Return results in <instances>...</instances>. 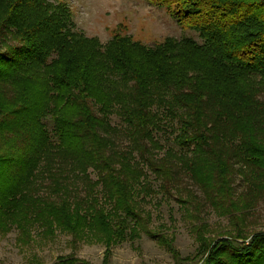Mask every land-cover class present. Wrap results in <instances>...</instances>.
<instances>
[{
	"label": "trees",
	"instance_id": "obj_1",
	"mask_svg": "<svg viewBox=\"0 0 264 264\" xmlns=\"http://www.w3.org/2000/svg\"><path fill=\"white\" fill-rule=\"evenodd\" d=\"M147 1L198 40L102 43L62 3L0 0V232L13 226L26 243L35 225L58 228L108 249L126 226L148 231L134 200L135 186L148 188L143 164L162 187L185 175L195 220L208 204L237 223L244 194L264 191V0ZM205 226L191 225L200 264H264V231Z\"/></svg>",
	"mask_w": 264,
	"mask_h": 264
},
{
	"label": "rangeland",
	"instance_id": "obj_2",
	"mask_svg": "<svg viewBox=\"0 0 264 264\" xmlns=\"http://www.w3.org/2000/svg\"><path fill=\"white\" fill-rule=\"evenodd\" d=\"M54 5L64 4L75 29L87 37H94L100 42L107 41L114 34L129 35L144 44L160 41L165 37L179 38L189 35L198 40L196 33L181 27L164 7H159L147 0H45ZM112 124H118L117 118L110 117ZM164 132L155 133V138L164 143ZM119 147H124L125 139H117ZM155 151V149H153ZM160 154L161 150L155 152ZM147 174L143 182L148 188L134 192L136 207L144 216L143 224L130 233L128 226L122 239L110 243L108 249L102 241L93 237L76 238L70 233L54 228L52 233L43 227L33 226L31 237L26 243L18 240L19 232L15 227L0 232V264H51L58 256L73 254L81 264H200L198 260V241L192 229V222H204L205 235L218 236L226 231H234L235 224L245 233L264 231V191L259 195L244 194L250 204L238 209L244 211L237 223L228 214H221L211 205H204L199 211V220L190 217L185 175L180 172L175 186L162 187L160 180L142 165ZM90 178L95 174L90 172ZM236 193H244V183L238 174L235 176ZM196 193L199 194L197 190ZM108 207V204H105ZM194 212V211H193ZM131 224V223H130ZM132 225V224H131ZM129 225V226H131ZM170 240L174 251L166 246ZM239 239L238 241H241ZM248 239H245V241ZM177 256V257H176ZM201 260V259H200Z\"/></svg>",
	"mask_w": 264,
	"mask_h": 264
}]
</instances>
